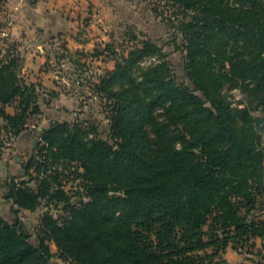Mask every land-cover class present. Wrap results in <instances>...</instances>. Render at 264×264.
<instances>
[{
  "label": "trees",
  "instance_id": "trees-1",
  "mask_svg": "<svg viewBox=\"0 0 264 264\" xmlns=\"http://www.w3.org/2000/svg\"><path fill=\"white\" fill-rule=\"evenodd\" d=\"M157 1L174 11L181 76L143 41L95 87L111 103L107 138L68 121L41 132L22 164L28 180L8 183L5 198L64 215L44 213L33 235L0 214V264H207L230 243L260 239L264 249V221L252 215L264 212L261 119L223 93L239 89L264 113V0ZM20 63L0 61V132L13 138L40 110ZM70 168L81 180L76 203L62 187Z\"/></svg>",
  "mask_w": 264,
  "mask_h": 264
},
{
  "label": "rangeland",
  "instance_id": "rangeland-1",
  "mask_svg": "<svg viewBox=\"0 0 264 264\" xmlns=\"http://www.w3.org/2000/svg\"><path fill=\"white\" fill-rule=\"evenodd\" d=\"M9 1L0 0V61L7 55L20 56L19 77L25 83L36 86L40 110L27 121V129L34 138V148L35 142H39L40 146L43 144L41 132L47 129L54 119L58 122L94 125L98 135L107 138L111 103L99 95L95 87L100 84L102 78L114 70L116 60L123 55L127 56L131 50L141 46L143 41L151 40L162 47L175 74L177 76L182 74L180 69L183 53L181 49H177L182 41L181 37L174 39L176 34L173 27L176 23L174 11L157 0H112L113 3L106 5L103 11L92 8L89 12L91 21L86 23L84 19L82 25L72 27L73 30L78 29L77 34L80 35V38H71L72 44L81 45L72 49L66 47L72 42L68 33L58 39L47 40L45 47L44 42L40 43L37 49L38 43L30 41L31 38L23 33L22 25H18L17 28L13 26L14 17L8 6ZM156 60L157 58L147 59L142 65H148ZM223 93L232 107L243 108L247 105L251 116L261 119L257 131L264 144V113L257 108L256 103L250 104L239 89L225 87ZM16 104L15 102L6 105L5 111L13 114ZM18 149L17 138L1 131L0 214L9 223L21 221L29 232L35 235L44 213L50 212L55 217L63 216L64 213L61 207L48 206L45 202L31 212L19 209L6 200L8 183L13 180L27 181L29 178L23 177L22 164L27 161L30 148ZM75 171V168L66 169L61 178L62 187L71 196L73 203L79 201L74 194L81 190V180ZM31 172L34 173L33 170ZM252 215L264 221V212H253ZM49 245L51 251L56 253L54 244ZM206 252L211 254L213 250L208 249ZM263 256L262 241L252 239L239 244L237 248L230 243L224 252H220L207 264H264ZM54 261L56 264H74L59 258H55Z\"/></svg>",
  "mask_w": 264,
  "mask_h": 264
},
{
  "label": "crops",
  "instance_id": "crops-1",
  "mask_svg": "<svg viewBox=\"0 0 264 264\" xmlns=\"http://www.w3.org/2000/svg\"><path fill=\"white\" fill-rule=\"evenodd\" d=\"M112 3V0H10L8 6L13 11V26L17 28L18 25H22L23 33L31 38L30 41L38 43L36 48L39 49L40 43L44 42L45 47L47 40L58 39L67 33L69 40L74 37L80 38V35L77 34L78 29L73 30L72 27L82 25L84 19L86 23L91 21L89 12L92 8L103 11L104 7L106 9V5ZM33 25L34 27H32ZM72 43L73 41L66 47L72 49L77 45L81 46L78 42L77 45ZM28 52L30 51L28 50ZM44 85H46L45 82ZM33 139L31 131L27 129L22 136L17 138L18 150H25L28 147L31 149ZM15 162V166H17V160Z\"/></svg>",
  "mask_w": 264,
  "mask_h": 264
},
{
  "label": "water",
  "instance_id": "water-1",
  "mask_svg": "<svg viewBox=\"0 0 264 264\" xmlns=\"http://www.w3.org/2000/svg\"><path fill=\"white\" fill-rule=\"evenodd\" d=\"M33 151H34V141L31 142L30 155L33 154Z\"/></svg>",
  "mask_w": 264,
  "mask_h": 264
}]
</instances>
